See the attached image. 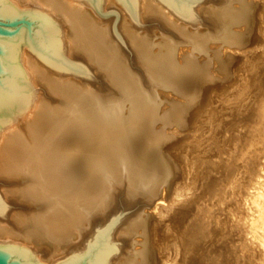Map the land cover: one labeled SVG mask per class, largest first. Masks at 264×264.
<instances>
[{
	"label": "bare ground",
	"instance_id": "1",
	"mask_svg": "<svg viewBox=\"0 0 264 264\" xmlns=\"http://www.w3.org/2000/svg\"><path fill=\"white\" fill-rule=\"evenodd\" d=\"M9 1L57 21L63 53L84 61L107 87H82L75 78L84 76L58 71L24 47L29 104L0 128L4 199L23 206L11 216L0 196V244H23L42 264L62 259L86 246L95 223L110 221L121 190L127 205L166 203L153 207L155 221L166 219L179 237L152 260L151 216L133 210L114 226L109 264H172L179 248L194 250L196 264H264V5L258 39L248 44L254 8L246 0L197 3L183 18L157 0H138L139 17L153 22L143 32L117 0H103L102 10H121L120 30L142 78L86 0ZM183 47L190 52L181 54ZM228 49L239 53L234 71L241 74L198 130L194 171L184 176L177 165L183 182L172 179L162 151L168 131L184 122L210 66L230 72L222 57ZM35 85L54 102L37 99ZM169 94L188 101L173 110ZM201 243L202 255L194 249Z\"/></svg>",
	"mask_w": 264,
	"mask_h": 264
},
{
	"label": "water",
	"instance_id": "2",
	"mask_svg": "<svg viewBox=\"0 0 264 264\" xmlns=\"http://www.w3.org/2000/svg\"><path fill=\"white\" fill-rule=\"evenodd\" d=\"M99 14L103 0H86ZM139 22L138 0H117ZM180 18L193 15L200 0H157ZM0 128L16 119L29 104V84L20 62L27 48L37 58L58 71L94 80L90 70L63 53L59 23L42 10H22L9 0H0ZM4 203L0 198V211ZM121 214V213H120ZM119 215L92 235L86 246L55 264H109L117 250L112 240ZM0 264H42L23 244H0Z\"/></svg>",
	"mask_w": 264,
	"mask_h": 264
},
{
	"label": "rangeland",
	"instance_id": "3",
	"mask_svg": "<svg viewBox=\"0 0 264 264\" xmlns=\"http://www.w3.org/2000/svg\"><path fill=\"white\" fill-rule=\"evenodd\" d=\"M248 3L253 5V11H251V15H249L250 27L248 29V36L247 41L248 44H252L253 42L257 41L258 39V29L261 26V21L263 19L261 9L264 5V0H246ZM215 0H200L198 2L202 5L211 6L214 4ZM23 10H28L32 8H21ZM96 13V12H95ZM261 13V14H260ZM97 18L106 22V25L109 27L110 34L117 42V44L121 47L124 55L128 63L131 65V68L136 71L142 78L143 74L140 70L138 64L135 61L134 55L132 54L130 45L120 30V21L122 20V12L117 6H107L103 8V10L98 14L96 13ZM133 24L137 27V30L143 32L145 30L152 31V24L153 22L150 20H145L139 17V22L137 20L133 21ZM159 30H153V34H159ZM24 50V49H23ZM256 51V49H255ZM190 50H187L186 47H183L181 54H187ZM132 54V55H131ZM238 52H233L232 50L228 49L225 53H222V57L228 63V69L230 68V72L227 75L221 71V66L218 63L213 64L209 68V79L201 83V91L197 95L196 99H189L190 104L186 107L185 112L182 116H184V122L180 126H173L172 129L168 131L169 138L163 145V152L167 158V161L170 164L171 171H172V179H179L181 180V176L179 175L180 170L183 171V175L185 176V171L192 170L194 171L195 165L194 162L197 161V151H196V141L195 138L197 137L198 130L200 127L206 122V117L211 116L209 121H213L212 117L216 108L220 107V103L222 100V96L225 95V88L231 86L236 79L237 75H240V72L234 71L237 63H238ZM78 59V58H77ZM228 59V60H227ZM78 61L83 64L86 68H88L94 78V80L81 77L75 78L79 83L80 86L86 87L87 84L91 86V88L96 92H104L106 90L107 84L106 82L98 76L84 61L78 59ZM230 64V65H229ZM233 71V74H232ZM88 87V86H87ZM35 93L37 92V99L44 98L47 102H54V97L50 95L47 91L43 90L41 86L35 85L34 86ZM205 94V95H204ZM205 96L202 97L201 96ZM168 99H170V103H174L172 107L173 110L179 106L180 103L188 101V97H179L176 95L169 94ZM162 108L169 109L170 105L165 104ZM180 109V108H179ZM215 116V115H214ZM208 121V120H207ZM178 165V167H177ZM183 182V180H181ZM9 188L5 185L4 180H0V196L4 199V192L5 189ZM5 200V199H4ZM6 201V200H5ZM165 205L161 202V200H156L154 203L149 205L148 207H143L142 205H127L125 202L124 194L121 192L118 194L117 203L115 204V209L113 210L110 220L116 217L117 215L120 216L117 220V224L131 211L141 209V212L144 214H148L151 216V223L153 222V228L151 227L148 236V251L151 254V259L154 261H158L159 257L166 251L165 247H169L172 243L177 241L178 231L173 232V228L169 227L167 223L165 224L164 221H155L158 218L157 211L153 209V207L157 204ZM6 211L9 214L15 213L18 211L19 207L23 206L22 204L7 200L6 201ZM11 216H8L5 220H7L8 224H12ZM166 218V217H165ZM99 223H95L93 226L94 232L99 228ZM176 230V229H174ZM188 228H186V231ZM179 237V236H178ZM136 241L141 240V237H136ZM116 242V241H115ZM116 244H118L116 242ZM139 246H135L134 249H138ZM198 248V249H197ZM194 248L199 250V254L202 255L204 251L206 252V245L201 243L199 247ZM194 250L190 251H182L181 248L177 250V254L180 255V259L177 260L176 263L172 264H196L193 257ZM182 254V255H181ZM61 260V259H59ZM59 260H54V262H58ZM54 262H50L48 264H53Z\"/></svg>",
	"mask_w": 264,
	"mask_h": 264
},
{
	"label": "snow or ice",
	"instance_id": "4",
	"mask_svg": "<svg viewBox=\"0 0 264 264\" xmlns=\"http://www.w3.org/2000/svg\"><path fill=\"white\" fill-rule=\"evenodd\" d=\"M3 19V16H2V14H0V20H2Z\"/></svg>",
	"mask_w": 264,
	"mask_h": 264
}]
</instances>
